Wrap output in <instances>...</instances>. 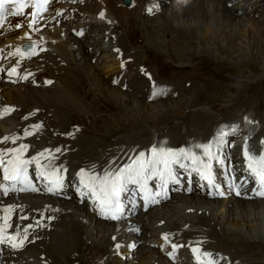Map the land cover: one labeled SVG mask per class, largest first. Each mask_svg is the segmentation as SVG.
I'll return each instance as SVG.
<instances>
[{"label":"bare ground","instance_id":"1","mask_svg":"<svg viewBox=\"0 0 264 264\" xmlns=\"http://www.w3.org/2000/svg\"><path fill=\"white\" fill-rule=\"evenodd\" d=\"M105 1L110 6L112 5L111 0ZM258 2L259 0H256L254 4L258 5ZM188 6L189 8L187 10L182 9L183 7L180 6H170L171 8L166 12L163 19L157 22V26L162 27L155 29L156 34H149L147 39L151 40L154 36L158 35V30L163 31V38H160L159 45H162L163 41L165 43L164 37L170 36L173 41L176 39L179 44H182L180 49L186 50L188 45L194 44L193 41L190 42L188 40L189 38L198 39L201 43H208L210 38H216L226 27H232V22L239 19V17L233 16V14L230 13L231 10L228 9L221 0H211L208 3L205 0H193ZM239 21L240 22H237V24L241 25L244 21L249 23L252 20L239 19ZM243 33L244 38L248 36V32L245 31ZM185 44L188 45L186 46ZM204 51L205 52L200 53L199 56L210 55L208 50ZM48 56L49 57H46L47 60L45 62H36V64L33 65V68L39 69V72H35H38L36 81L39 83L40 88H34L30 85L24 86L23 88H7L4 90L3 96L8 105H16L23 110L22 113H29L26 114V120L28 123L31 125H42L39 129V133H42L43 136L40 141H35L37 147L42 148L48 143H57L64 147H67V145L70 144V147L66 148V150H71L73 144V148L78 147V149H82L83 152H77L74 154L69 153L66 157L81 160V157H88V155L95 154V152L94 150H91L89 146L84 144L86 141L85 138L82 139V143H78L82 136H80L75 142L66 139L67 136L70 135V133H68L69 130L67 125L68 117L73 119L81 117L82 113H87V107L93 104L92 102L97 101V99H101V97L109 98L110 101L118 102L119 105L120 103H127L132 111H134V106L138 100H136L135 97L122 92L118 88L110 89L108 83L101 77L107 76L111 79L112 75H114L119 68V62H116L113 55H104L102 63H97L96 66L87 64L88 67L86 68L85 73L88 74L87 80L91 84L88 88L85 86V82L88 81H82L80 75L81 69L85 67V64H83L84 60L82 61L83 57L78 60L76 56H69L68 52L58 48L56 55H53V57L56 60L61 58V61H67L68 67L63 68L54 65L55 60L52 58L51 54ZM242 61L243 58H241V62ZM42 65H45L46 67H43ZM41 70H43V72H40ZM63 72H66V74L60 78V75ZM58 73L59 76L57 77L56 74ZM45 75L48 78H58L57 82L54 84L56 86L52 85L50 88L42 87L40 82ZM260 75L253 74L252 76H247V79L245 80L242 79L240 83H235V86L237 85L238 89L241 91L238 92L234 98L230 97L228 102L234 103L230 104L231 106L241 105L242 103L247 102L246 112L252 111L251 114H255V111H257L255 110V106L264 104V79L261 80V77L264 78V70ZM209 84L212 86V82L209 81ZM251 85H253V87L250 89L249 87ZM202 88L203 87L198 83L192 84L190 90L193 92V99L210 98V94H208V92H203ZM103 95H106V97H103ZM190 96H185L181 101L175 100L146 106L153 107V110L156 111L155 115H160V118L168 119L167 122H170L171 120L175 121L179 119L178 115H180V113L182 114V112L177 113L180 106L186 105V108L196 106L195 101L189 102ZM82 103L87 106L82 107ZM198 111L202 114H211V112L204 106L200 107ZM241 111L242 110L238 108L236 112L233 114L229 113V115L239 117L240 115L238 114ZM244 114L246 113H243V115ZM21 116L23 115L16 114L11 120L1 124L0 130L2 132H7L12 129H18L20 125L23 126L24 123L20 122ZM262 119V125H264V115ZM202 122L203 120L194 123V125H197L200 128V126L203 125ZM217 125L215 128L219 127ZM211 128H213V126ZM184 129L185 127L182 125L175 129L173 133L178 135L179 133H182ZM150 131L152 132V130ZM153 133L155 134V130ZM205 133V131L196 132L198 136H204ZM144 134H146V131ZM154 134L150 137L152 140ZM105 137L107 138V136ZM97 141L98 140H95L93 143L96 144ZM97 146L98 147H94V149L99 153L98 149L102 145ZM249 149L251 150L252 155L264 154V146L250 147ZM96 156L99 157L100 154H96ZM245 164H247V162ZM248 174L250 175L249 172ZM62 204L68 209L74 211L71 215L72 218L79 215L90 218L89 213L77 208L72 202H65ZM230 205V203L227 205H221L216 201H207L194 196L187 198L186 200H180L176 208L169 209V212L174 215L173 218L176 220H173L168 213L163 214L161 217L158 216V220H156L158 222L161 220H167V226L156 229L153 234V236L158 239V247L163 252H170L171 249L169 248L171 243L169 240V242L166 243L163 237H160L161 233L172 228V226L182 225L184 222H195L194 228H197L196 233H200L201 228L203 227L208 231L205 234H209V237L213 241H217L218 247H216V249L212 246L207 248L209 253H215L216 251L221 252L224 255H234L235 253H232V249L223 246V242L219 240V236L212 230V223L216 222L217 226H220L229 232L227 236L233 237L232 239H229L230 242L244 246L236 248L239 253L244 251L249 253V256L247 257L249 260H243V262H249L250 264H264V257L256 259V251L253 252L250 250V248L255 245L264 248V200L246 202L236 201L233 206L230 207ZM189 209H195L196 212L194 214H186L185 212ZM199 211H202L203 216L199 215ZM151 221V226H153L154 220L152 218ZM171 221L172 225L170 224ZM90 222L92 224L91 226H81L80 223L74 222V227L72 229L65 227L66 224L60 225L59 229L52 234L49 247L46 244L32 246L29 250L20 255V264H47V261L42 260L44 254L47 257L48 255L50 256L49 258L53 260V264H72L74 261H81L83 258H78L76 253L84 252V248L78 244L79 240H83L84 238L87 239V242L92 241V244L95 247L94 253L96 256L99 254L105 255L106 253H103L105 251L107 252L112 246L111 240L107 238L106 235L114 228L105 222H94L92 219H90ZM170 240H172V238ZM156 252H158V250H155L154 252L149 251L148 253L141 251L140 256L142 257V263L155 264V262H157L158 264H162L163 261L161 256H159L160 258L153 257L156 255ZM182 254L184 255L185 253ZM184 259L189 260L190 256L187 255Z\"/></svg>","mask_w":264,"mask_h":264},{"label":"snow or ice","instance_id":"2","mask_svg":"<svg viewBox=\"0 0 264 264\" xmlns=\"http://www.w3.org/2000/svg\"><path fill=\"white\" fill-rule=\"evenodd\" d=\"M52 0H0V29H5L6 22H8L11 30V24L8 20L9 17H24L27 20V27L30 30H39L36 25L40 19L43 18L44 13L49 11V6ZM31 8L30 13H26V9ZM148 12L152 11V8L146 9ZM60 14V13H58ZM104 12L100 13L101 19L104 18ZM24 27V23L17 22L15 29L19 30ZM82 35L83 33H78ZM22 38L31 39L29 33H25ZM37 46L35 44L29 45L26 49L22 46L17 48L11 55H19L24 57L27 53V58H31L32 55H37ZM43 51V49H41ZM119 51V49H117ZM3 49H0V59H3ZM123 68L124 65L122 64ZM2 70V69H0ZM16 73V67H13L8 75L11 77ZM27 79V77H22ZM51 83V81H48ZM163 89L154 88L152 96L164 94ZM14 109L5 107L0 109V118L9 114ZM35 131H27L25 135H35L42 125H33ZM235 130V129H234ZM225 133L221 132V137ZM17 137H0V143L7 144L9 142L15 143ZM197 148H202L204 157L196 155L191 150L184 148L172 149L153 146L151 148V155L148 156L144 151H140L132 163L125 165L116 172L108 171L103 176L97 174H88L84 169L80 170V183L87 192L94 198V203L97 204L99 212L106 219L119 221L123 218L124 205L121 201V195L127 190L128 184H135L140 187L144 192L145 205L158 204L160 200L156 197H163L165 195V189L169 182L179 183L178 174L175 171L174 166L187 169L189 164L185 161H189L191 169L200 175L201 179L207 181L209 187L215 188L216 185L211 175L212 163L211 161L216 157L211 152V145H196ZM29 149V145L21 144L18 148H0V168L3 169L4 181H11V184L0 183V195L7 196L12 192L23 191H36V188L32 185V181L29 178L28 169L32 164L36 165V172L38 177H43L49 181L50 187L48 191L57 194L64 187V177L60 175L61 169L51 168L49 170L48 165L41 164V158L46 157L48 150L40 151L37 155L31 158L25 159L24 153ZM57 152L60 149H56ZM244 157L247 162V167L250 175L255 179L257 184V190L255 194L260 197H264V154L252 155L251 150L245 145ZM55 176L56 178L50 179ZM153 179H158L159 184L157 187L160 189L155 193L148 187V182ZM20 185V187H17ZM190 190V189H189ZM224 195L223 192L219 193ZM237 195L239 191L237 190ZM5 212L12 211L11 208L4 209ZM27 219V217H22ZM4 220V226H0V244L4 243L7 239L9 245L12 248H22L27 239L26 230L23 237L9 236L5 237L4 233L6 227H11L8 224L7 216L2 218ZM39 223V221H37ZM115 239V237H113ZM163 239L168 243V236L165 234ZM115 247L119 249L120 244H116ZM134 247V245H133ZM182 247V245L171 244V251L168 253L170 258H174L176 250ZM194 254L200 253L199 248L192 249ZM207 258V259H204ZM197 264H217L216 260L212 259V254L203 252L196 255Z\"/></svg>","mask_w":264,"mask_h":264},{"label":"rangeland","instance_id":"3","mask_svg":"<svg viewBox=\"0 0 264 264\" xmlns=\"http://www.w3.org/2000/svg\"><path fill=\"white\" fill-rule=\"evenodd\" d=\"M263 19H264V15L261 14L260 18L257 19L251 18L249 19L252 20L251 22L247 23L246 21H244L243 23H241V25L237 24V22L238 23L240 22L239 19H237L236 21L232 22L233 23L232 27L231 26L226 27L221 34L217 35L216 38L214 37L210 38L208 43H201L199 42L198 39H194L193 40L194 44H190V43H189L190 45L185 44L186 46L188 45L186 50L180 49L181 46L176 47V49L182 50V52H180L178 56H175V51L170 50L167 51L166 53L165 46L162 47L160 45H157L156 43L157 41L155 42L151 40L153 41L152 47L155 49H161L158 50L160 54L162 52V54H164L165 56L172 57L174 63L172 64L171 67L174 69L176 68L174 66L175 64L179 65L186 63V64H193L195 66L193 68H188V70L186 71L181 70L182 72H179V70L176 69L171 70L172 68L170 69L168 68L166 72H168L171 75V77L180 79L183 82L186 81L183 78L190 81L191 79H195L196 81L198 80L196 79V76L197 77L199 76L201 79L202 78L204 79L202 86L206 89L205 92H208V94L212 95L211 98H216L217 102L220 103L221 101L226 102V100L229 97H235L236 94L241 91L240 89H238L237 85L235 86V83L237 82L240 83L242 79L245 80L247 79V76H252L253 74L260 75L261 72L264 70V24H262L264 22ZM245 31L248 32V36L244 38L243 32ZM146 32L148 33L151 32V34H154V29H150V30L148 29L146 30ZM158 38L160 40V37ZM158 46H160L161 48H159ZM204 50H208L210 55L199 56L200 53L205 52ZM181 55L184 56L182 57ZM169 57L167 58L170 59ZM241 58H243L242 62H241ZM221 66L224 67V70L221 68ZM216 77H218V79H216ZM207 78H211L214 80V81L209 80L210 82H212L213 88L206 87L205 79ZM220 79L222 80V83L223 80L224 82L225 81L226 82L221 84V81H218ZM218 83H220L222 86L219 87ZM252 87L253 85H251L249 88L251 89ZM110 89H115V88L110 87ZM103 97H106V95L105 96L103 95ZM184 98L185 97L178 99L176 101H181ZM99 100L101 101L100 103L102 104L95 103L94 106L95 108L99 107L100 113L104 115L105 119H104V123L102 124L101 131L102 132L107 131V133H105L106 136L111 135V133L117 134L120 133V131L121 132L125 131L129 127H131L132 124L137 125L139 123H144V122L153 123L154 121L155 124L161 125L163 122L166 123L168 121V119L166 118H160L159 117L160 115H155L156 111L153 110V107L146 106V105H151L152 103H149L144 99L138 100L136 104L134 103L135 104L134 111L130 110V107H128L127 103H120L119 105L118 102L110 101L109 98H102V97ZM168 101H175V100L168 99L167 101H160L158 103L168 102ZM158 103H154V104H158ZM185 106L186 105L180 106L181 109L178 107L180 110L178 109L177 113L182 112V110L184 111ZM89 107L90 109H92L93 104H91ZM89 107H87V109H89ZM255 109L257 110L256 112H264V107L261 110H259L260 108L258 107H256ZM104 124L110 126V131H109V127L107 126L105 130L103 129ZM124 127L126 128L122 130L121 128ZM104 138L106 137L104 136ZM259 247L260 246H257V248ZM260 248H261L260 251L262 253L259 254L258 257L262 258L264 257V248L262 247Z\"/></svg>","mask_w":264,"mask_h":264}]
</instances>
